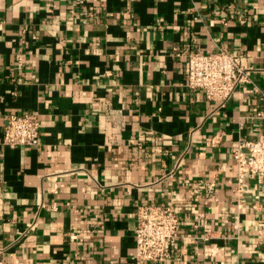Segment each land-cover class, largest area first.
Returning a JSON list of instances; mask_svg holds the SVG:
<instances>
[{
  "label": "crops",
  "instance_id": "0c3cea01",
  "mask_svg": "<svg viewBox=\"0 0 264 264\" xmlns=\"http://www.w3.org/2000/svg\"><path fill=\"white\" fill-rule=\"evenodd\" d=\"M219 49L249 68L225 107L186 82L187 53ZM263 97L264 0H0V264H138L141 205L180 217L143 264H264V184L233 192ZM12 112L37 145L4 144Z\"/></svg>",
  "mask_w": 264,
  "mask_h": 264
},
{
  "label": "built area",
  "instance_id": "2783aa9c",
  "mask_svg": "<svg viewBox=\"0 0 264 264\" xmlns=\"http://www.w3.org/2000/svg\"><path fill=\"white\" fill-rule=\"evenodd\" d=\"M188 70L186 82L191 90H203L207 99L219 107H225L236 88L248 79L249 68L241 58L228 50L219 49L211 54L197 51L187 53ZM264 99V97H263ZM253 118H264L259 111ZM3 142L8 146H35L39 143L41 121L31 112H12L7 115ZM223 135L217 132L206 139L210 147L218 146ZM237 164V177L233 188L238 207L244 204V189L250 182L264 184V133L253 139L241 140L233 151ZM182 165L179 161L177 167ZM196 186L193 192L198 191ZM206 187L214 191L216 183ZM135 259L138 264L162 263L171 257V244L179 237L180 217L171 205H141L136 214Z\"/></svg>",
  "mask_w": 264,
  "mask_h": 264
}]
</instances>
